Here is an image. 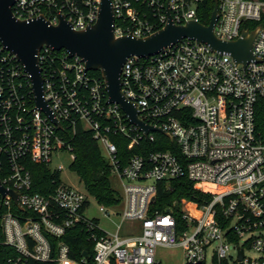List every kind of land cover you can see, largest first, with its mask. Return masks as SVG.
<instances>
[{
  "label": "built area",
  "instance_id": "obj_1",
  "mask_svg": "<svg viewBox=\"0 0 264 264\" xmlns=\"http://www.w3.org/2000/svg\"><path fill=\"white\" fill-rule=\"evenodd\" d=\"M201 1L110 0L113 35L143 38L169 20L207 26ZM216 1L218 40L234 42L256 31L251 61L236 64L229 54L184 39L147 58L129 57L121 68V94L137 118L159 132L145 134L130 123L81 58L44 46L37 66L56 125L35 106L30 76L0 43V185L16 195L0 194V248L6 250L0 264H161L158 247L181 249L182 264H264V2ZM99 5L15 0L11 10L20 21L42 16L56 26L63 18L83 31L96 23ZM78 129L91 134L122 183L124 209L116 213L121 222L114 234L87 216L91 196L62 184L63 167H51L62 153L74 160L71 140ZM33 165L58 174L43 194L32 191ZM179 178L211 196L204 204L181 200L182 222L171 210H150L157 184ZM107 208L99 205L104 217ZM126 221L138 223L135 234L120 235ZM77 232L90 252L74 258L70 241Z\"/></svg>",
  "mask_w": 264,
  "mask_h": 264
},
{
  "label": "water",
  "instance_id": "obj_2",
  "mask_svg": "<svg viewBox=\"0 0 264 264\" xmlns=\"http://www.w3.org/2000/svg\"><path fill=\"white\" fill-rule=\"evenodd\" d=\"M15 0H0V43L2 47L15 55L30 76L35 106L55 121L43 100L42 80L37 66L36 56L46 46L53 50H65L70 56H78L85 64L86 70L99 71L105 83L108 102L117 104L128 117L145 134L158 129L144 125L137 118V111L120 92V72L125 60L129 57L147 58L164 49L188 39L203 43L214 52L229 54L236 64L245 65L253 59L251 45L256 31L243 32L241 38L234 42H222L213 32L217 19V1L207 26L195 21L184 25H175L171 20L160 30L143 38L123 36L115 38L112 31L113 13L110 0H100L99 13L94 25L83 31H75L60 18L56 26H52L42 16L29 20H17L11 7ZM15 193L5 190L0 185V194ZM86 256V254H83Z\"/></svg>",
  "mask_w": 264,
  "mask_h": 264
},
{
  "label": "trees",
  "instance_id": "obj_3",
  "mask_svg": "<svg viewBox=\"0 0 264 264\" xmlns=\"http://www.w3.org/2000/svg\"><path fill=\"white\" fill-rule=\"evenodd\" d=\"M264 2V0H256ZM215 0H202L200 8L203 18L201 22L207 24L210 20L211 13L214 9ZM96 76L101 77L99 71L93 72ZM158 140L165 143L169 141L161 135H156ZM168 145V144H167ZM119 154H126V147L122 143H117ZM71 147L74 154V160L70 169L75 172L82 183L84 191L90 195L98 205L105 207H113L118 205L119 196L111 189L109 177L111 175L110 168L101 155L97 144L92 140L88 131L78 129L71 140ZM167 146L152 145L151 150H164ZM137 153V150L131 151ZM31 175L33 180L32 191L37 193H45L50 187L52 179L58 180V174L51 173L43 166H31ZM209 194L201 193L193 187V183L186 178L162 181L157 184L155 199L151 204V212L157 211L163 213L171 210L175 219L182 222V214L180 211V201L193 202L196 204H204L210 200ZM70 245L76 252L72 255L74 258L80 257V252L86 250L90 252V247L85 241L82 234L78 235L70 241ZM5 251L0 248V252ZM0 255V259H1ZM41 264V263H32Z\"/></svg>",
  "mask_w": 264,
  "mask_h": 264
},
{
  "label": "rangeland",
  "instance_id": "obj_4",
  "mask_svg": "<svg viewBox=\"0 0 264 264\" xmlns=\"http://www.w3.org/2000/svg\"><path fill=\"white\" fill-rule=\"evenodd\" d=\"M103 156V154H102ZM72 160L69 154L62 153L58 156H53L51 161V167L56 168L62 166L63 170L59 174V180L62 184L77 189L81 192H85L80 182L77 174L70 169ZM109 183L111 189L119 196V203L116 206L107 208L109 217H104L99 213V205L94 201L93 198L89 197V207L86 211L88 217L95 219L97 221L98 227L107 234H114L117 231V227L120 225V218L116 213H121L124 209V194L122 183L116 177V175L111 174L109 177ZM212 192H217V189L211 186H207ZM185 209L190 214L193 211L189 206H185ZM138 223L126 221L122 224L120 235L125 236L128 234H135L138 230ZM156 258L161 264H182V251L181 249H170L161 248L156 249Z\"/></svg>",
  "mask_w": 264,
  "mask_h": 264
},
{
  "label": "bare ground",
  "instance_id": "obj_5",
  "mask_svg": "<svg viewBox=\"0 0 264 264\" xmlns=\"http://www.w3.org/2000/svg\"><path fill=\"white\" fill-rule=\"evenodd\" d=\"M192 210V209H191ZM193 211V210H192ZM189 212H190V210H189Z\"/></svg>",
  "mask_w": 264,
  "mask_h": 264
}]
</instances>
